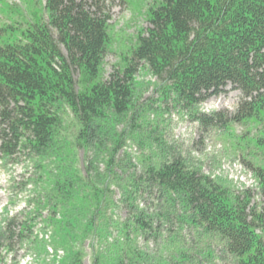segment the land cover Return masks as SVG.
Returning <instances> with one entry per match:
<instances>
[{
	"label": "trees",
	"instance_id": "1",
	"mask_svg": "<svg viewBox=\"0 0 264 264\" xmlns=\"http://www.w3.org/2000/svg\"><path fill=\"white\" fill-rule=\"evenodd\" d=\"M107 4L111 0H46V19L0 36V154L49 157V189L33 205L60 215L52 225L66 254L61 264H81L77 247L87 238L98 246L94 264H146L138 239L173 219L217 237L236 264H264V0H162L149 12L151 28L125 68L105 79ZM144 66L163 101L192 112L203 130L255 126L259 136L248 137L246 146L257 151L247 155L259 161L243 160L258 179L259 203L250 190L236 194L180 155L140 160V172L117 157L129 139L127 120L141 118L132 119L133 83ZM229 86L240 93L234 112L196 111ZM67 109L78 127L74 147L60 143ZM79 150L88 156L85 174ZM101 154L106 166L98 169ZM142 200L156 208L142 209ZM122 205L129 214L117 221L112 216ZM13 227L6 228L10 243L22 238Z\"/></svg>",
	"mask_w": 264,
	"mask_h": 264
},
{
	"label": "rangeland",
	"instance_id": "2",
	"mask_svg": "<svg viewBox=\"0 0 264 264\" xmlns=\"http://www.w3.org/2000/svg\"><path fill=\"white\" fill-rule=\"evenodd\" d=\"M161 2L111 0V4H107L111 20L107 28V52L101 67L103 78L108 79L116 69L125 68L138 46L140 35L151 28L148 23L149 12ZM45 6L46 0H0V36L12 26L24 29L39 17L46 19ZM62 50L66 55L63 47ZM73 74L74 80L78 82V70H73ZM157 85L155 77L144 66L133 83L137 102L135 115L131 116L132 119L135 116L141 118L139 122L127 120L125 125H129V139L117 157L131 163V168L137 166L136 171L140 172V160L147 163L172 154L180 155L191 169L199 170L202 175L224 184L236 194L250 190L254 194L253 203H259L261 191L260 186H257L258 180L243 160L245 157L247 160L259 161L247 155L250 151L246 146L248 137L254 140L259 136V132L253 129L255 126L232 124L228 128L203 130L190 116L192 112L181 110L171 100L163 101ZM239 100L240 93L229 86L223 94L211 98L196 111L207 115L219 111L232 113ZM63 118L65 128L62 129L60 143L65 142L74 147L78 132L75 118L68 109ZM256 151L253 148L250 153ZM102 154L98 169L106 166ZM87 157L83 150L77 151L78 167L84 174ZM48 160L49 157H37L30 151L19 152L10 158L0 154V264H61L66 256L63 248L56 243L55 236L58 238L59 235L52 225L53 219H61L60 215L58 212L54 215L51 206L38 208V211L33 205V201L46 195L49 189L47 182L51 179L49 173L52 169L47 165ZM226 168L237 171L230 174ZM241 176L253 177L251 186L247 190L243 189L245 191H241L244 185L240 178L237 179ZM112 191L120 199L119 190L114 188ZM151 203L150 200H142V209L147 207L148 210H154L156 207ZM128 214V209L122 205L112 217L118 221L120 218L126 219ZM10 224L14 225L12 233H20L22 237H14L11 243L6 233ZM193 229L179 225L173 219L167 226L161 225L151 230L149 239L139 238L138 247L146 255L145 263L180 264L184 258L187 264H236L231 256L224 253L217 237ZM97 248L91 238L77 247L83 252L81 264H94Z\"/></svg>",
	"mask_w": 264,
	"mask_h": 264
},
{
	"label": "built area",
	"instance_id": "3",
	"mask_svg": "<svg viewBox=\"0 0 264 264\" xmlns=\"http://www.w3.org/2000/svg\"><path fill=\"white\" fill-rule=\"evenodd\" d=\"M229 170L230 174H234L237 170H232L230 168H226V170ZM242 181V184H245L246 186H251V182H252V177L251 176H241V177H237V179H239Z\"/></svg>",
	"mask_w": 264,
	"mask_h": 264
},
{
	"label": "bare ground",
	"instance_id": "4",
	"mask_svg": "<svg viewBox=\"0 0 264 264\" xmlns=\"http://www.w3.org/2000/svg\"><path fill=\"white\" fill-rule=\"evenodd\" d=\"M140 129V128H139ZM132 130H134V129H132ZM142 130V129H141ZM155 129H153V131H154ZM147 135V134H146ZM163 140V139H162ZM123 167V166H122ZM48 209V208H47ZM47 220V219H46ZM46 224V223H45Z\"/></svg>",
	"mask_w": 264,
	"mask_h": 264
}]
</instances>
